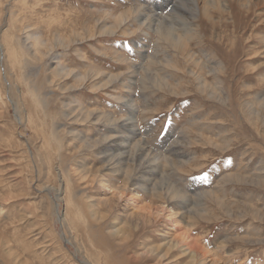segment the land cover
<instances>
[{
	"label": "rangeland",
	"instance_id": "rangeland-1",
	"mask_svg": "<svg viewBox=\"0 0 264 264\" xmlns=\"http://www.w3.org/2000/svg\"><path fill=\"white\" fill-rule=\"evenodd\" d=\"M179 1L0 0V264H264V0Z\"/></svg>",
	"mask_w": 264,
	"mask_h": 264
},
{
	"label": "bare ground",
	"instance_id": "bare-ground-1",
	"mask_svg": "<svg viewBox=\"0 0 264 264\" xmlns=\"http://www.w3.org/2000/svg\"><path fill=\"white\" fill-rule=\"evenodd\" d=\"M167 1H171V0H162V2H160V3L159 2H156V4L159 7L165 9V7H166L165 4H166ZM251 1L252 0H245V2L248 3L247 9H249L252 6L253 3ZM186 2H189L190 5H187L188 3L186 4ZM162 3H164V4H162ZM203 3H204V7H201V6L198 5V0H183V1H179V2H177V5L176 6H174V7L171 6L170 10L167 13H163L162 14V15H166L165 17H162L160 14L153 13L152 15H150L151 16L150 18L145 19L142 23H144V25H146L148 27V29L150 28L153 31L159 33L160 35H162V33H164L166 35H169V36L172 35L173 39H176V40L178 39L179 40L180 36L178 37L177 35H174L173 34V32L175 31V28L173 26L175 24L174 20H180L181 23L182 22L184 23V21H185L184 15L187 12V13H190V19H189V22L188 23H189V25H191L192 18L193 17H196V12L197 11L199 13L202 12V15L205 18L211 19L209 13L211 12L212 9L219 10L220 12L224 9L223 8L221 10V8L223 7V5L220 4L221 3L220 0H203ZM173 15L175 17L171 18ZM167 19H168V21H167ZM189 25L186 28V31H189V32L196 31L195 29L193 30L192 28H190ZM162 38L166 39L167 37H162ZM180 41H182V40H180ZM179 46L181 47V45H179ZM176 47H177V45H176ZM177 48H179V47H177ZM134 118H135L134 111H132V113L130 114L129 119H133L134 120ZM105 139H102L101 141H97L96 140V141H93V143L91 142L92 143V146H98L99 149H103V143H104V140ZM113 142H115V141H113ZM89 146H91V145H89ZM104 148H105V145H104ZM172 148H174V147H172ZM106 150H109V148L106 149ZM103 152L106 153V154H104V156L106 155L105 156L106 157V162H108L109 165L112 166L110 168L112 171H116V170H114V168H116V167L118 168L117 170H119V169L122 170L124 167H126L128 169L130 168V170H131L132 167L129 164L126 165L127 162H130L131 161V162H135L136 163L139 160V158H142L143 156H144L145 159L149 160L148 157L150 155V154H148L146 152V150L144 149V147L139 142H134V143H126V142L125 143H121V142H119L118 144L115 143L114 144V149L112 151L107 152V151L104 150ZM163 161L166 164H171V165L172 164H175L176 167H178V166L181 165V162L180 161L177 162V163H174V162H172V161H170L168 159H166V160L164 159ZM133 168H134V166H133ZM153 170H156V169H153ZM126 171H124V173H126ZM143 171H145V166L143 164L141 166H138V168L135 170L136 173H140V174H142ZM120 172H122V171H120ZM136 173H135V175H136ZM157 175H158V173H157ZM130 176L131 175H130V172H129V174H127V176L125 177V179H129ZM136 178L139 179L140 177L137 176ZM144 180H146V179H144ZM149 180L152 181L153 179H149ZM136 181H137V179H136ZM153 186H155V185H153ZM179 194L180 193H178L177 191H173V192L171 191L172 198L178 197ZM149 208H150L149 206L147 208H143V209H141L142 212H135V213L130 214V216H132V218H135V216H140L142 218L143 217H147V216L149 217V215H150ZM188 213L190 214V212H188ZM164 232H165L164 235L168 234V231H164ZM168 239H170L169 242L171 243V245L173 247L178 246L180 242H185L180 236H176V235H173V236L171 235ZM185 246L186 247H184V250L183 251L185 253H187V254H190L189 257H193V258L199 257L200 258L199 261H201L203 264H205L206 257L204 258V256L206 254L204 253V251L200 247H197L196 245H194V242H191V241L190 242H185Z\"/></svg>",
	"mask_w": 264,
	"mask_h": 264
}]
</instances>
